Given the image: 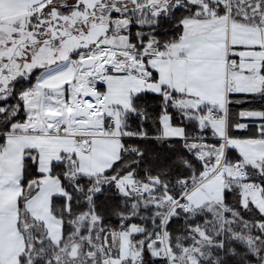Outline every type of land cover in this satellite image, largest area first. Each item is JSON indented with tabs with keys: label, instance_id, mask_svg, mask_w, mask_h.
<instances>
[{
	"label": "snow or ice",
	"instance_id": "1",
	"mask_svg": "<svg viewBox=\"0 0 264 264\" xmlns=\"http://www.w3.org/2000/svg\"><path fill=\"white\" fill-rule=\"evenodd\" d=\"M0 264H264V0H0Z\"/></svg>",
	"mask_w": 264,
	"mask_h": 264
}]
</instances>
